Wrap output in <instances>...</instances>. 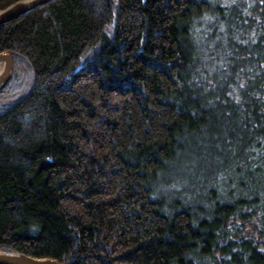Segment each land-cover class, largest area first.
<instances>
[{
	"label": "trees",
	"instance_id": "1",
	"mask_svg": "<svg viewBox=\"0 0 264 264\" xmlns=\"http://www.w3.org/2000/svg\"><path fill=\"white\" fill-rule=\"evenodd\" d=\"M1 52L0 249L264 264V0H52Z\"/></svg>",
	"mask_w": 264,
	"mask_h": 264
},
{
	"label": "water",
	"instance_id": "2",
	"mask_svg": "<svg viewBox=\"0 0 264 264\" xmlns=\"http://www.w3.org/2000/svg\"><path fill=\"white\" fill-rule=\"evenodd\" d=\"M52 0H17L0 10V24L11 21L35 7ZM12 72V58L9 53H0V90L8 82ZM0 264H59L53 258H35L12 249H0Z\"/></svg>",
	"mask_w": 264,
	"mask_h": 264
},
{
	"label": "rangeland",
	"instance_id": "3",
	"mask_svg": "<svg viewBox=\"0 0 264 264\" xmlns=\"http://www.w3.org/2000/svg\"><path fill=\"white\" fill-rule=\"evenodd\" d=\"M4 9V8H3ZM0 10H2V9H0Z\"/></svg>",
	"mask_w": 264,
	"mask_h": 264
}]
</instances>
